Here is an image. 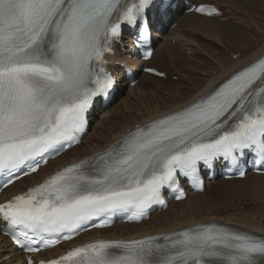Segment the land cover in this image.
<instances>
[{
  "label": "snow or ice",
  "instance_id": "1",
  "mask_svg": "<svg viewBox=\"0 0 264 264\" xmlns=\"http://www.w3.org/2000/svg\"><path fill=\"white\" fill-rule=\"evenodd\" d=\"M172 7L173 0H0V187L79 143L89 110L116 87L105 54L122 25L137 29L129 54L146 60L148 12L162 18ZM246 162L264 171V53L205 95L0 203V225L21 251L37 253L115 214L139 221L164 204L165 190L183 199L182 183L202 190V171L218 163L243 177ZM47 264H264V237L194 224L94 240Z\"/></svg>",
  "mask_w": 264,
  "mask_h": 264
},
{
  "label": "bare ground",
  "instance_id": "2",
  "mask_svg": "<svg viewBox=\"0 0 264 264\" xmlns=\"http://www.w3.org/2000/svg\"><path fill=\"white\" fill-rule=\"evenodd\" d=\"M263 1L264 0H236L235 6L232 4L233 7H235L232 14L236 16H232L231 18H229L228 20L224 22L215 21V23H209L210 21H214L212 17H202V16H198L193 13H189L188 15H183L180 18V22L176 24V26H173V28L170 30L169 29L166 30L167 32L165 33L166 37L175 38V41H177L178 45H179L180 40L186 42L185 40L187 36L184 37V34H183L184 32L181 34H178V29L180 30L179 26L182 23V25H184V27L188 31L195 32V30H198V31L204 32V34L206 33L207 36H209L207 37L208 42L211 45H213V47L215 45L217 47L219 46L224 47L226 45L232 46L236 43V47L234 48V51L231 52L232 54L233 53L236 54V58H234L235 60L232 59L233 58L232 54L231 56H229L227 52H222L218 48L217 49L215 48L218 54L217 64H220L219 69L217 68V65H211L213 70L218 69V71L215 72V74L205 73L206 75L205 77L192 75L191 83L193 84V86L190 87L188 91H179L181 89H178L175 93L172 94L174 95V99L169 104L148 106L147 109H143L144 111L140 110V111H143L141 112L142 114L140 115H131L130 113L129 115H126V114L124 115V113H122V110H120L117 114H119L121 118L125 117L126 119L125 121H121V122L119 120L110 121V120L103 119V121H106L109 123L106 128H103L107 130L106 132L104 133L100 132L99 136H95V138L99 139V142H88L87 143V138L90 132L87 133L88 134L87 137H84L81 143L74 145L72 149L70 150L68 149L64 154H61L59 157L54 158L52 161L48 160L47 163L44 165V168L40 170L38 169L35 174L27 176L26 178L20 180L17 183L13 182L14 184H10L11 186L8 185L7 186L8 188L6 187L7 189L5 190V192H3L0 195V200L7 198L8 196H10V194H13L18 190H21L22 188L32 183L38 182L44 175L48 174L53 169H56L68 163L70 160H73L82 154L89 153L95 150H99L101 147L105 146L110 140H113L116 137H119L121 134H123L126 131V129L131 128L135 123L143 121L144 119L152 115L160 114L163 111L167 112V110L178 108L183 104L191 102L192 100L198 98L199 96L209 91L211 87L214 86V83L216 81L220 80L223 77H227L232 71L254 60L264 50V32H261V33L258 32L260 27H264V25H260V23L263 21H257V20H254L253 18V15L256 12L264 13V4H262ZM238 8H242L243 9L242 14H246L247 16L242 15L243 18L237 17L236 9ZM231 9L233 8H230V10ZM195 15L200 18L193 17ZM190 18H192V20ZM195 20H198V21H195ZM191 21H195V22H191ZM199 21H203V22H199ZM207 25H211L212 27H216V28H208ZM187 28H190V29H187ZM240 28H243V30H241ZM251 28L257 30V32L254 35L249 34V31ZM176 35H178L177 37L178 40L175 37ZM185 35L187 34L185 33ZM223 37L225 38L222 40ZM189 39L191 38L189 37ZM164 42L166 44L163 43L161 48L162 50L166 51L167 46H168V41H164ZM175 51H177V49L172 51L173 58L178 57V55L174 54ZM115 57L123 58L124 56L122 57V54L116 53ZM137 63L135 64L134 70L137 69V65H138ZM203 70L207 71L208 69H203ZM165 92H168V91H165ZM168 94L170 95L169 92ZM144 98H145V94H144ZM145 100L147 101V97ZM115 105H116L115 102L111 104V107H110L111 110L112 108H114ZM124 105L122 106V109H124ZM110 108L106 112L110 111ZM128 112H131V111L128 110ZM144 113H146V115ZM163 114L165 113L163 112ZM115 117H118V116H115ZM94 124H96L95 131H97L99 127L103 126V123L101 120L97 122L95 121ZM94 134H97V133H94ZM247 175L248 174H246L242 179L220 180L222 183H225V184L233 183V182H238V183L231 184L232 187L217 186L216 188L220 189L219 192H222V193L229 190V191H234V192L239 193L242 199L246 197V199L249 200L248 203H246L247 207L254 208L255 209L254 212L248 211L251 213H248V212L246 213L245 211L244 213L239 212V213H232V214L230 213L228 215L227 214L218 215L214 211V207L216 204L215 198L212 199L210 197L209 199V198L203 197L200 199H196V197H198L202 192L205 191L206 185L208 184L207 183L206 185L203 186V190L201 192H195V193L189 192L183 200L172 202L169 206L166 207V209L153 214L151 217H149L145 221H141L140 223H136V224L135 223H131V224L120 223V224H116L113 227L107 228V229H92L89 232L84 234L86 235L84 239L90 238V237H96V236H107V237L108 236H124V237L136 236V235L150 232V231L168 229V228H172L178 225H183L189 222L203 221L209 218L223 219L228 222L233 221L235 223L245 226L244 228L256 234H259V233L264 234V213H262L261 209L259 208V206L264 207V174H251V177H253V179H250L248 181L246 180ZM240 182H243V184H240ZM216 184L217 182L215 181L214 184H208V185L212 186ZM188 195L190 198L193 197L196 200L193 201V199H190V198L188 200ZM243 195H246V196H243ZM176 205H179L181 208H173ZM218 207L219 206L216 205V209ZM0 241H1V244L3 245L6 244L8 246L9 257L11 259L17 260V262L14 264H20L21 259H20L19 254L12 251V248L9 247L7 240L4 237L0 236ZM60 251H61V246L55 247L50 250H45L43 252V255H48V256L56 255Z\"/></svg>",
  "mask_w": 264,
  "mask_h": 264
},
{
  "label": "rangeland",
  "instance_id": "3",
  "mask_svg": "<svg viewBox=\"0 0 264 264\" xmlns=\"http://www.w3.org/2000/svg\"><path fill=\"white\" fill-rule=\"evenodd\" d=\"M212 1L217 2L221 6V8H223L224 14H226V15H227V13L232 14V12L235 8V7H233V5L235 6L236 0H212ZM262 4H264V1ZM230 8H233V9L230 10ZM236 10H237V17H242V15L247 16L246 14H242V10H243L242 8H238ZM225 12H227V13H225ZM263 15H264V13H262V12H256L253 15V18H254V20H257V21H263L260 23V25H264V16ZM233 16H236V15H233ZM190 19L192 20V18H190ZM195 21H198V20H195ZM195 21H191V22H195ZM199 22H203V21H199ZM209 23H215V21H210ZM183 27H184V25H182L181 29H184L185 33L187 34V35H185V37L187 36L186 40H185L186 42H182V43H184V45L181 44V46L179 47V51L174 52V54L178 55V57H175L176 60L174 61L172 51L175 49H178V47H177L178 43L175 40L171 41V40H173L172 38H171V40H167L168 41L167 50L164 51V55H163L164 57H167L171 62H174V64L171 65L169 62H167V60H163V59L159 58L161 56H159L156 59L157 62L162 65V68L167 71V73H168L167 78H165V79L161 78V79H157V80L153 79V78L142 79L141 83H139L137 85V87H134V89L130 93H129V89L122 88L123 91L122 90L120 91V96L118 98H116V100L114 101L116 103V105L114 106V108H112V110H110L111 112L108 111L107 112L108 115H102L101 114L97 118L98 120H96V122L101 120L103 123V126L99 127L97 129V131H95V129L91 130L92 132L88 135L87 143L88 142H99V139L95 138V136H99L100 132L104 133L107 131L103 128H106L109 122L103 121V119L110 120V121L111 120H119L120 122L125 121L126 120L125 117L121 118V116H119V114H117L120 110H122V113H124V115L125 114L129 115V113L131 115H140V114H142L141 112L144 111L143 109H147L148 106L171 103V101L174 99V95H172V94L175 93L178 89H181L179 91H188V89L193 86V84L191 83V76L192 75L205 77L206 76L205 73L206 74L207 73L215 74V72L218 71V69L220 68V64H217L218 63V61H217L218 54L216 52L217 48L222 52H227V54H229V56H231V54H232L231 52L234 51V48L236 47V43L232 46L226 45L224 47H222V46L217 47L215 45L213 47V45H211L208 42L207 37H209V36H207L206 33L204 34V32H201L198 30H195V32L193 31V33H192V31H188V30H186V28H183ZM207 27L208 28H216V27H212L211 25H207ZM187 29H190V28H187ZM240 29L243 30V28H240ZM256 32H257L256 29L251 28L249 31V34L254 35ZM258 32H260V33L264 32V27H260ZM189 37L191 39H189ZM224 38L225 37H223L222 40ZM184 48L185 49L187 48L188 50L186 51ZM191 48H193V49H191ZM213 53H215V54H213ZM233 54H235V53H233ZM211 65H217L218 69L213 70ZM203 69H208L207 70L208 72L206 70L204 71ZM218 81H216L215 83H217ZM167 89H169V90H167ZM165 91H168L170 93V95L168 94V92H165ZM144 94H145V98H144ZM146 97H147V101L145 100ZM123 105H124V109H122ZM128 110H130L131 112H128ZM132 110H134V111H132ZM140 110H143V111H140ZM144 114L146 115V113H144ZM115 116H118L119 118L115 117ZM94 133H97V134H94ZM249 179H253V177L252 178L248 177L246 180H249ZM234 183H238V182L225 184L219 180L216 185L206 186L205 191L202 192L198 197H196V199H200L203 197L209 198V199H210V197L212 199L215 198L216 204L214 207V211L218 215H220V214L221 215L222 214L228 215L230 213L232 214V213H239V212L244 213L245 210L243 211L242 207H243V205H246L245 202L249 201L246 199V197L242 199L240 194L237 192L227 190V191L222 193V192H219L220 189L216 188L217 186L232 187L231 184H234ZM242 183L243 182H241V184ZM243 196H246V195H243ZM189 198L190 197L188 195V200H189ZM190 199H193V201L196 200L193 197ZM216 205L219 206L217 209H216ZM173 208H181V207L179 205H176ZM260 209H261L262 213H264V208L260 207ZM246 210H247V208H246ZM248 213H251V212H248ZM209 219H213V218H209ZM238 225L240 226V224H238ZM0 245H1L0 246V264H3L4 259H3L1 254H4L5 251L2 250L4 248L3 245L1 243H0Z\"/></svg>",
  "mask_w": 264,
  "mask_h": 264
}]
</instances>
